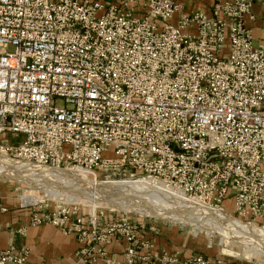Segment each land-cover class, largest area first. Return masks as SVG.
<instances>
[{
    "label": "built area",
    "instance_id": "2783aa9c",
    "mask_svg": "<svg viewBox=\"0 0 264 264\" xmlns=\"http://www.w3.org/2000/svg\"><path fill=\"white\" fill-rule=\"evenodd\" d=\"M253 2L187 12L186 0H0V160L149 179L223 212L231 197L235 218L264 220V46L246 24ZM37 205L21 202L34 211L29 224L74 233L77 264H117L116 237L123 264L182 263L139 218ZM29 254L10 245L0 264H27Z\"/></svg>",
    "mask_w": 264,
    "mask_h": 264
},
{
    "label": "bare ground",
    "instance_id": "6f19581e",
    "mask_svg": "<svg viewBox=\"0 0 264 264\" xmlns=\"http://www.w3.org/2000/svg\"><path fill=\"white\" fill-rule=\"evenodd\" d=\"M52 168L54 167L34 166L28 168L7 160H0V176L4 175V177L31 184V190L21 192V196L24 198L41 199L42 197L58 196L60 200L63 199L66 202H75L81 199V201H91L93 207L101 204L111 209L144 213L159 220L190 226L196 235L200 229L210 230L212 233L208 236L211 239L217 234L222 238L220 243L224 252L237 255L236 251L238 250L237 252L244 258L260 254L264 256L263 226L261 228L254 222L245 223V221L242 222L232 215H228L223 210L187 201L183 195L161 183L143 178L136 179L132 176L106 181H101L99 178L90 180L88 176H92L83 169L54 168L57 169L54 170ZM59 173L66 174L60 175ZM47 177L56 178L62 187L52 188L45 181ZM39 185L44 187L42 194L35 190V187ZM229 236H240L247 243H255V246L238 244V242L240 248L236 249L234 247L236 243L230 240Z\"/></svg>",
    "mask_w": 264,
    "mask_h": 264
},
{
    "label": "crops",
    "instance_id": "0c3cea01",
    "mask_svg": "<svg viewBox=\"0 0 264 264\" xmlns=\"http://www.w3.org/2000/svg\"><path fill=\"white\" fill-rule=\"evenodd\" d=\"M253 1V17L246 16V24L252 29L255 43L264 46V0ZM213 2L214 0H192L191 5L194 8L202 7L210 11ZM6 190L4 191L0 184V252L14 245L30 250L27 264H77L76 251L79 248V242L76 235L66 234L61 228L48 222L37 226L30 225L31 210L22 207L18 198ZM24 202L33 201L24 200ZM82 214L87 215L84 211ZM109 219H116V217H109ZM145 222L149 226L147 237L152 239L157 247L178 252L181 264H193L184 261L193 254L213 257L218 254L215 250L191 245L189 238L178 228ZM22 227L25 228L24 233L19 232ZM125 247L124 239L114 238L108 246L109 257L115 259L117 264H123ZM233 264L251 263L236 261Z\"/></svg>",
    "mask_w": 264,
    "mask_h": 264
},
{
    "label": "rangeland",
    "instance_id": "374dc122",
    "mask_svg": "<svg viewBox=\"0 0 264 264\" xmlns=\"http://www.w3.org/2000/svg\"><path fill=\"white\" fill-rule=\"evenodd\" d=\"M187 4H186V9L187 12H190L191 10L194 9H203L206 10L204 8H194L193 5H191V1L190 0H186ZM110 154V153H108ZM107 154V155H108ZM54 169V168H52ZM57 170V169H54ZM66 170V169H65ZM64 171V170H61ZM77 172V171H76ZM82 173V172H80ZM60 175H65L66 173H59ZM88 176V175H87ZM88 178L90 180H94L93 177L88 176ZM38 179V178H37ZM101 181H106L108 179H100ZM46 183L50 184L52 188H58V187H62L59 184V181L54 178V177H47L46 178ZM99 181V182H101ZM36 182V181H35ZM96 182V181H95ZM37 183V182H36ZM0 184H1V188L7 189L6 191H8L10 194H13L14 196H16L21 204L22 200H29V201H35L37 202L39 205H37L36 207H39L40 205H44L46 204L48 206V209H52V207H57L58 206H65V205H70L72 206V208L74 206H76L77 208H80L81 211H84V213L89 214L91 212H95L96 214L100 215L101 217H105V218H109V217H116V218H121L124 216H130L133 218H139L141 220H143L144 222L147 221L148 223L152 222V224H160V225H171L174 228H178L181 231H183V233L185 234V236H187L189 238L190 244L191 245H197L198 247H203V248H209L210 250H215L216 252H218L217 256H211L213 258L216 257H225L226 260L230 261V262H236V261H244V262H249L251 264H264V256L260 255H254L253 257H249L246 256V258L241 257L239 252L236 251V254H231L230 252H227L223 250V246L220 243V239H222L220 237V235H215L212 239L208 236L210 233V230H204V229H200V232L196 235L194 234V229H192L190 226H185L183 224H179V223H172V222H168L166 220H159L156 217L152 216V215H145L144 213H135L132 211H125L123 209H111L109 207H106L104 205H94L95 207H93L91 201L87 202L85 200L81 201V199H78L75 202H66L65 200H60L58 196H53V198H47V197H42L41 199L39 198H24L21 196V192L23 190H31V184L30 183H26L24 181L19 182L17 179L14 178H10V177H4V175L0 176ZM35 190H38L40 194L43 193L44 187H42L41 185H39L38 187H35ZM22 198V200H21ZM23 200V201H24ZM153 203H156V201H153ZM225 210L228 215H232L233 217H238L235 212L233 211L232 208V199L230 197V200L227 201V204H225ZM27 209L31 210V214L34 212L33 209L31 207H27ZM238 219V218H237ZM241 219V220H240ZM238 220L240 221H245L246 222H254L251 220L250 217H243L240 218ZM146 223V222H145ZM255 224L259 225L261 228L263 226L264 228V220H257L255 221ZM149 227V226H148ZM216 229V228H214ZM20 232V231H19ZM231 236H229L230 238ZM230 240L234 241L236 244H234V247L236 249H239L240 246L238 244H243V245H247V246H255V243L253 242H245L246 240L243 239L240 236H233L230 238ZM244 240V241H243ZM188 241V242H189ZM239 242V243H238ZM238 243V244H237Z\"/></svg>",
    "mask_w": 264,
    "mask_h": 264
}]
</instances>
